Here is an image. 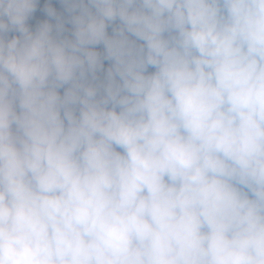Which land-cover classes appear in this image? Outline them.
Segmentation results:
<instances>
[{"label": "clouds", "instance_id": "clouds-1", "mask_svg": "<svg viewBox=\"0 0 264 264\" xmlns=\"http://www.w3.org/2000/svg\"><path fill=\"white\" fill-rule=\"evenodd\" d=\"M0 264H264V0H0Z\"/></svg>", "mask_w": 264, "mask_h": 264}, {"label": "rangeland", "instance_id": "rangeland-1", "mask_svg": "<svg viewBox=\"0 0 264 264\" xmlns=\"http://www.w3.org/2000/svg\"><path fill=\"white\" fill-rule=\"evenodd\" d=\"M42 18H45V17H42ZM70 27V26H69Z\"/></svg>", "mask_w": 264, "mask_h": 264}]
</instances>
